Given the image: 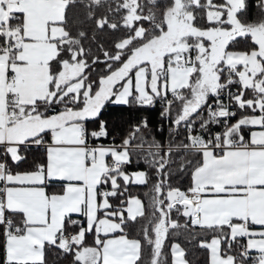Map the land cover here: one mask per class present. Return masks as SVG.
Returning <instances> with one entry per match:
<instances>
[{
    "label": "snow or ice",
    "instance_id": "1",
    "mask_svg": "<svg viewBox=\"0 0 264 264\" xmlns=\"http://www.w3.org/2000/svg\"><path fill=\"white\" fill-rule=\"evenodd\" d=\"M189 245L264 264V0H0V264Z\"/></svg>",
    "mask_w": 264,
    "mask_h": 264
},
{
    "label": "trees",
    "instance_id": "2",
    "mask_svg": "<svg viewBox=\"0 0 264 264\" xmlns=\"http://www.w3.org/2000/svg\"><path fill=\"white\" fill-rule=\"evenodd\" d=\"M251 4L255 5V0H251ZM140 115H150L153 124L155 125L157 120V112L153 111L151 113H140V112H132L127 108L122 106H113L108 109L107 114L104 119L108 120L110 123L115 124L117 130L119 132H123L128 127V122H135V119ZM143 167V165H142ZM148 191V187L145 186H134L133 192L134 194L144 196V193ZM189 259L191 264H203L204 261V253L197 248L189 245Z\"/></svg>",
    "mask_w": 264,
    "mask_h": 264
}]
</instances>
